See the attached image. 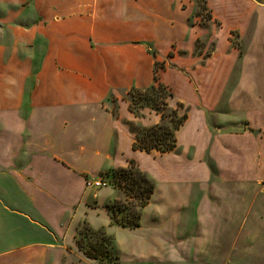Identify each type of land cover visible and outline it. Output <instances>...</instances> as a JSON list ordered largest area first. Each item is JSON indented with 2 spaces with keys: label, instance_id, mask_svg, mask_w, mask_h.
I'll list each match as a JSON object with an SVG mask.
<instances>
[{
  "label": "crops",
  "instance_id": "0c3cea01",
  "mask_svg": "<svg viewBox=\"0 0 264 264\" xmlns=\"http://www.w3.org/2000/svg\"><path fill=\"white\" fill-rule=\"evenodd\" d=\"M205 1L214 51L177 83L188 120L159 154L133 150V128L161 117L126 97L204 37L187 24L196 1L0 0V264H88L86 225L118 264H264V0ZM190 86L208 100L188 103ZM131 162L155 185L136 229L108 210L123 191L86 186Z\"/></svg>",
  "mask_w": 264,
  "mask_h": 264
},
{
  "label": "trees",
  "instance_id": "16d2710c",
  "mask_svg": "<svg viewBox=\"0 0 264 264\" xmlns=\"http://www.w3.org/2000/svg\"><path fill=\"white\" fill-rule=\"evenodd\" d=\"M202 8L207 10L205 0H194ZM199 17V16H198ZM154 69L153 85L147 89H132L128 92L126 100L129 111L137 118H142L143 111L150 110L160 115L161 123L148 129H134L136 136L133 143L134 151L146 153H169L177 147L176 133L188 120V110L184 104L177 102L176 107L170 105L174 94L169 87L164 85L159 78V71L165 68L164 64L156 63ZM117 116V109H113ZM108 176L115 179V187L124 192L127 201H136L132 206L136 211L129 210L128 216L119 220L118 213L124 214L121 202H115L108 206L113 222L125 228L136 229L140 227L141 211L149 203L154 194L155 185L134 162L127 169L111 171ZM76 245L83 255L93 261L118 264L119 254L114 249V240L104 230L94 231L84 227L76 237Z\"/></svg>",
  "mask_w": 264,
  "mask_h": 264
},
{
  "label": "rangeland",
  "instance_id": "374dc122",
  "mask_svg": "<svg viewBox=\"0 0 264 264\" xmlns=\"http://www.w3.org/2000/svg\"><path fill=\"white\" fill-rule=\"evenodd\" d=\"M195 3V8L193 11V14L191 16L188 17V21L187 24L189 26H194L195 24H198L200 27L199 29H201V31L203 32V38L198 40L197 42H195V47L192 51H183V50H179L178 46L176 44L172 45V48L170 49L172 54L174 55V57H177L176 59L172 60L171 58H169L168 56L166 58H164L163 61H159V62H163L166 64V68L165 70H160L159 71V77L160 79H162L163 81H165L166 84H168V86L171 87V89H174V96H175V100H171L170 101V105L171 107L175 108V103L177 102V100H181L182 98L175 92L176 89H178V85L177 83H180L181 81V85H184V79L183 78H187V81L192 82V83H197V81L195 80L194 76L197 77V73L200 72V67L202 66H206L207 61H208V57L212 55V51H214V47L213 46H209L207 47V42L209 41V35H210V31H211V26H210V20H211V16H210V12L208 10H205V8H202V6L199 7V5L197 4V2ZM190 6L189 3H185L183 5V10H187V8ZM171 14H175V8L171 9L170 11ZM197 15L199 17H197ZM153 21V20H152ZM154 23V22H153ZM173 36L170 33H162L160 38L157 39H168V38H172ZM237 37V36H236ZM156 39L155 37L153 38ZM237 39V38H236ZM235 43H237V40H235ZM151 47V46H150ZM165 46L163 45V48ZM151 55L156 56L157 54L154 51V49L152 48L150 51ZM184 59V60H183ZM177 60H183V62L186 64V68H184V66H178L175 65V61ZM160 63V64H161ZM195 73V75H194ZM179 78V79H178ZM148 78H145L144 81H147ZM153 84V82H152ZM151 84V86H152ZM149 86V87H151ZM148 87V88H149ZM146 89V88H144ZM141 89V90H144ZM189 89L191 90V95L190 97H188V99H185L188 103H192L195 106H198V103L201 102L203 104V102L208 100V96L205 95V92H202L200 89H196L193 90L192 87L190 86ZM227 93V92H226ZM223 101V100H222ZM227 104V103H226ZM225 105V103H223V106ZM114 107H118V104L115 103ZM192 107V106H190ZM189 108V107H188ZM190 109V108H189ZM151 121H153L154 119H150ZM211 127H215V126H222V125H227V124H220L218 122H214V121H209ZM136 129H141V130H145L147 129V127L141 126V125H136L135 127ZM105 179V181L108 182V187H115V179L112 176H103ZM101 178V177H100ZM91 181H97L100 180L99 178H95V179H88ZM88 188V187H87ZM91 190H100L102 188H89ZM117 189V188H116ZM131 201H127V198L125 199V201H121V206L122 209H124L125 207H127L126 210H124V214H117L119 217V220L123 221V217L124 216H128V212H130L129 210L132 211H136V208H134V206H132L133 203H136V201H132V203H130ZM87 227V225L85 226ZM115 249V253L117 252L116 247L114 246ZM88 264H111L108 262H98V261H88Z\"/></svg>",
  "mask_w": 264,
  "mask_h": 264
},
{
  "label": "built area",
  "instance_id": "2783aa9c",
  "mask_svg": "<svg viewBox=\"0 0 264 264\" xmlns=\"http://www.w3.org/2000/svg\"><path fill=\"white\" fill-rule=\"evenodd\" d=\"M105 178H101L100 180L97 181H91V180H87L86 182V186L88 188H105L108 186V182L104 180Z\"/></svg>",
  "mask_w": 264,
  "mask_h": 264
}]
</instances>
